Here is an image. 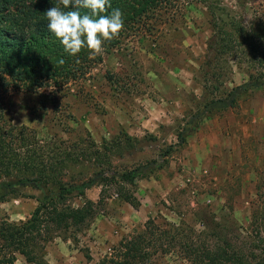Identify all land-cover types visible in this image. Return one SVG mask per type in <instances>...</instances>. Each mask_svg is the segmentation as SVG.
I'll return each instance as SVG.
<instances>
[{
	"label": "rangeland",
	"instance_id": "1",
	"mask_svg": "<svg viewBox=\"0 0 264 264\" xmlns=\"http://www.w3.org/2000/svg\"><path fill=\"white\" fill-rule=\"evenodd\" d=\"M116 1L123 30L104 42L102 54L84 55L70 74L48 69L31 85L0 64V124L36 130L42 140L89 135L98 144L127 132L142 149L114 157L120 169L159 160L179 133L186 142L172 149L163 168L137 181L138 207L112 193L88 225L54 234L45 249L49 264H112V248L150 217L197 228L202 221L222 223L233 235L250 230L254 211L264 213V89L232 107L207 106L212 96L224 97L248 81L251 56L238 50L216 76L207 74L206 65L217 23L229 31L238 24L248 33L264 22V0ZM207 78L213 88H206ZM0 181V224L26 221L41 189L33 182ZM99 192L93 186L68 203L97 201ZM15 264L31 263L16 254ZM148 264L189 263L158 254Z\"/></svg>",
	"mask_w": 264,
	"mask_h": 264
},
{
	"label": "trees",
	"instance_id": "2",
	"mask_svg": "<svg viewBox=\"0 0 264 264\" xmlns=\"http://www.w3.org/2000/svg\"><path fill=\"white\" fill-rule=\"evenodd\" d=\"M118 3L110 0L111 7L105 14L116 9ZM54 6L63 8L59 0H0V64L31 85H36L48 69L70 74L89 52L83 48L77 55H69L49 32L44 13ZM80 11L83 14L87 10ZM236 26L229 31L217 23L208 42L213 58L206 61L210 68L207 74L216 76V71L231 56L238 50H246L245 55L251 56L246 64L248 81L226 91L224 97L212 96L207 106L223 103V108L232 107L252 90L264 89V22L250 28L248 33L244 27ZM212 83L207 78L206 88H213ZM214 90L216 94L219 87ZM3 126L0 124V179L11 178L20 185L33 182L42 193L26 221L1 222L0 264H15L16 254L22 255L27 263L49 264L45 249L54 234L78 231L88 225L112 193L138 207L133 191L137 181L163 168L172 149L186 142L179 133L178 143L162 151L159 160L140 161L120 169L114 166V157L121 159L142 149L140 140L127 132L98 144L89 135L74 141L42 140L36 130L25 126L8 129ZM93 186L100 187L97 201L86 198L79 207L68 203L73 196L84 197ZM260 212L252 213L249 231L233 235L223 231L222 223L211 225L202 221L201 228H197L185 222L158 224L150 217L141 230L122 238L112 248L108 261L148 264L162 254L189 264H264V213Z\"/></svg>",
	"mask_w": 264,
	"mask_h": 264
},
{
	"label": "clouds",
	"instance_id": "3",
	"mask_svg": "<svg viewBox=\"0 0 264 264\" xmlns=\"http://www.w3.org/2000/svg\"><path fill=\"white\" fill-rule=\"evenodd\" d=\"M59 5L63 8L51 7L44 15L49 32L69 55L75 56L83 48H87L92 57L100 55L104 42L111 41L123 30L121 10L113 9L105 14L111 7L110 0H59ZM81 9L87 11L82 14Z\"/></svg>",
	"mask_w": 264,
	"mask_h": 264
}]
</instances>
